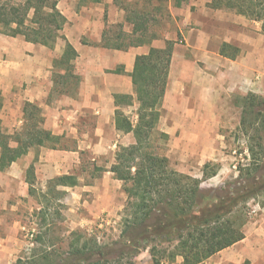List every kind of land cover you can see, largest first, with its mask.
<instances>
[{"label":"trees","instance_id":"16d2710c","mask_svg":"<svg viewBox=\"0 0 264 264\" xmlns=\"http://www.w3.org/2000/svg\"><path fill=\"white\" fill-rule=\"evenodd\" d=\"M176 1L180 5L183 0ZM209 6L259 21L264 33V0H212ZM130 13L126 21L132 25L133 42L127 45L119 42L123 33L110 35L106 12V29L100 45L122 50L150 45L158 38L156 33L150 32L146 12L132 9ZM0 22L4 24L0 29L2 34L21 36L28 42L51 49L59 38L66 40L63 54L53 61L56 70L52 74L54 85L50 97L53 93L77 94L81 83L75 65L78 52L63 35L67 19L58 9V0H25L21 4L0 0ZM173 47L174 42L166 41L164 48L151 47L148 54L137 56L131 74L135 97L114 95L116 128L133 133L135 139L128 146L118 147L111 166L115 178L123 182L127 195L123 229L115 242L116 247L99 244L93 236L84 241L79 236L63 255L55 251L53 255L48 247L32 248L28 256H19L13 264H110L111 261L123 264L126 258L137 257L143 250L149 251L153 264H164L165 259L174 262L178 257L182 258V264H200L244 239V226L250 211L248 204L255 197H264V96L249 92L241 99V127L248 139V163H239V175L234 183L217 191H203L202 182L218 174L219 164L206 163L202 169L203 178L199 179L175 170L167 157L152 150ZM226 49L233 53L228 54ZM237 52L238 49L230 44L222 46L224 56L235 58ZM134 100L138 104L136 121L122 109L134 105ZM23 120L21 130L9 134L0 119V172L6 171L33 147L65 149L61 146L63 135L53 134L44 127L43 110L37 103L24 104ZM161 136L168 137L163 133ZM98 170L96 167L95 171ZM34 181L35 165L32 164L26 172L31 196L36 193ZM76 185L78 176L75 174L50 180L47 191L39 193L42 196L39 211L44 222L51 201L65 195L59 187ZM43 203L48 205L45 207ZM47 230L50 231L46 228L44 233L47 234ZM71 234L77 235L76 232ZM43 237L39 232L35 239L42 241ZM166 244L170 249L163 247Z\"/></svg>","mask_w":264,"mask_h":264},{"label":"crops","instance_id":"0c3cea01","mask_svg":"<svg viewBox=\"0 0 264 264\" xmlns=\"http://www.w3.org/2000/svg\"><path fill=\"white\" fill-rule=\"evenodd\" d=\"M211 2L183 0L178 5L176 0H171L174 32L158 37L150 45L118 50L100 45L106 29V12L110 23H122L125 20L126 11L118 9L115 0H90V4L82 3L81 0H58V9L67 19L63 35L78 52L75 63L81 83L75 97L65 96L51 105L48 99L54 85L53 61L63 54L66 40L59 38L51 49L28 42L21 36L11 37L0 32V119L3 128L11 124L14 131L20 130L24 121V104L33 102L42 108L44 127L53 134L62 135L66 131V127L62 126L63 118L75 119L89 115L94 121L92 133L95 138L92 144L80 139L74 150L31 148L6 171L0 172V183H4L1 197L30 195L26 172L32 164L35 165V178L44 182L42 188L45 189L48 180L74 174L70 173V169L76 163H81L80 155L86 149L92 150L95 171L98 167L97 156L121 144L134 143L133 133H124L116 128L117 106L114 95L128 94L135 97L131 74L136 57L148 54L151 47L164 48L166 41L174 42L157 130L176 142L179 139L177 135L184 140L188 134L206 136L207 140V136L213 134L210 132L209 120L226 115L223 108L219 111L214 110L215 107L211 109L216 103H223L224 96L234 93L246 95L249 92L257 94V74L264 81L259 68L264 62L262 23L228 9L211 8ZM224 44L238 49L235 58L221 54ZM226 51L232 54L230 49ZM261 87L264 89V84ZM208 94L215 98L210 99ZM59 103L72 105V109L67 113ZM137 108L135 100L134 105L122 107L127 115L131 109H135L134 116L130 117L133 121L137 120ZM114 162L115 155L110 166H106L107 170L96 177L93 185L84 186L81 192L89 191L97 199L104 196L112 198L114 194L110 185L113 182H110L108 175L118 183L113 185H120V180L111 171ZM71 188L59 187L67 191ZM105 209L98 206L95 217H99ZM252 224L245 228L244 239L200 264H264V213ZM14 241V237L0 236V257L15 248Z\"/></svg>","mask_w":264,"mask_h":264},{"label":"rangeland","instance_id":"374dc122","mask_svg":"<svg viewBox=\"0 0 264 264\" xmlns=\"http://www.w3.org/2000/svg\"><path fill=\"white\" fill-rule=\"evenodd\" d=\"M6 1H10L13 4H21L25 0ZM170 1L171 0H115V5H117L118 9L126 8V17L128 14H131L130 12L132 9L138 12H146L150 19V32H154L159 38H162L166 33L174 32L175 30L170 13ZM81 2L90 4V0H81ZM126 17L122 23L108 22L107 30L110 31V35L123 33L119 42L127 45L133 42V38L130 37L132 27L131 24H126ZM3 28V22H0V29ZM87 42L92 43L91 40H87ZM259 68L264 76V62ZM54 70L56 69H53V71ZM57 70L59 71V69ZM260 78L261 77L257 74L256 79L259 84V92L257 94L264 96V89L262 87L260 88V86L264 84V81L262 78L261 81ZM209 81L210 79L208 83ZM73 93H75V90H73ZM65 96L66 95H57L53 93L52 96L49 97L48 103L51 105L55 100L62 97L64 98ZM75 96L76 95L70 97ZM208 96H210V99L215 98L212 94H208ZM243 96L245 95L235 93L230 96L226 95L224 96L223 103H216L211 107V109L215 107L214 110L216 111L222 110L223 108V110L226 111V115H223L222 118L209 120L210 132L213 134L207 136V140L206 136L203 137L198 135V137H196L188 134L184 137V140H181V137L177 135L176 137L179 139L178 142H176L174 139H170L169 136L167 138L164 136L162 137L161 134L163 132L158 131L153 139L152 150L161 156L167 157L170 160L171 167L175 170L199 179L203 178L202 169L206 163L211 162L213 164H219L221 168L218 174L202 182L201 189L205 192L217 191L234 183L239 175V163H248L249 161V153L247 150L248 139L246 135L243 134L241 127L243 111L241 99ZM59 105L62 107V110L67 113L72 109V105L65 103H59ZM134 113L135 109H131L128 112V116L133 117ZM62 126L66 127V131L62 134L63 139L61 140V146H64V148L68 150H74L80 139H85L91 144L92 140L95 139L92 133L94 127L92 116L82 115L75 119L63 118ZM4 129L9 134H14L16 131L21 130L14 131L15 128H13L11 124L4 126ZM117 149L118 148H112L111 151H107L106 154L104 153L100 155V157L97 156V168L100 169L98 171H94L93 169L92 150L86 149L84 154L80 155L81 163H76V166L70 169V173H74L78 176V185L71 188L69 191L59 189L65 192V195L60 200L51 201L52 204L50 205L43 203L45 207L47 205L49 207L47 209L48 216L45 222L42 220L39 211L42 206L40 204V198L42 200V196L39 193L47 191L50 180L46 183V188L43 189L42 185L44 182L35 178V195H29L28 197L17 195L15 198L1 197L4 193V183H0V236H10L16 239V241H14L16 244L15 248H13L12 251H7L4 256H1L0 262L2 264H13L19 256H28L32 248L40 250L47 249L48 247L53 255L55 253L63 255L67 252L69 244L79 236L82 241L88 238L91 239L93 236L96 237L99 244L112 246V248L116 247L115 242L120 239L123 229V218L125 217L124 210L127 202V195L124 192L123 182L120 181V185L118 186L113 185L118 183L117 181H113L114 177L108 175L110 182H113V184L110 185L114 194L112 198L110 196H104L101 197V199H97L93 193L89 191L81 192V190L84 186L89 187L93 185L96 177L102 175V171L107 170L106 166H110V162ZM263 204V196L255 197L250 200L248 204L250 208L248 222L244 226V231L246 227L253 225L252 223H256V220L264 213ZM98 206L107 209H105L99 217H95ZM46 228L50 229L49 232L47 230V234L44 233L46 232ZM33 231L34 237L32 238L30 234ZM39 232L44 236L42 241H36L35 239ZM72 232H76L77 235L71 234ZM163 247L170 249V246L167 244L163 245ZM57 258L59 259L58 256ZM182 261L180 257L174 262L165 259L164 264H182ZM124 262L126 264H153L152 257L148 250H143L137 257L126 258L122 263L125 264ZM110 264H115V262L111 261Z\"/></svg>","mask_w":264,"mask_h":264},{"label":"built area","instance_id":"2783aa9c","mask_svg":"<svg viewBox=\"0 0 264 264\" xmlns=\"http://www.w3.org/2000/svg\"><path fill=\"white\" fill-rule=\"evenodd\" d=\"M30 235H31V237L33 238V237H34V231H33V232H31V234H30Z\"/></svg>","mask_w":264,"mask_h":264}]
</instances>
